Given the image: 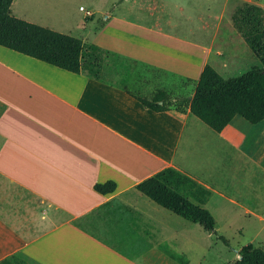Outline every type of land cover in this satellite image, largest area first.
<instances>
[{
	"label": "crops",
	"instance_id": "1",
	"mask_svg": "<svg viewBox=\"0 0 264 264\" xmlns=\"http://www.w3.org/2000/svg\"><path fill=\"white\" fill-rule=\"evenodd\" d=\"M153 1L120 0L99 28L92 21L83 25L86 14L78 7L84 12L79 19L86 38H77L108 52L100 79L0 45V196L9 189L33 203L24 215L0 210V260L20 253L28 264H142L145 252L112 246L73 223L112 202L134 212L133 220L126 214L125 222L117 221L133 243L129 249H168L190 264L191 242L177 215L155 207L134 188L168 166L211 191L205 205L210 212L211 203L219 209L221 202L232 204L264 229V206H245L226 192L241 188L260 200L251 177L264 173V120L252 124L236 115L216 132L189 109L153 111L126 91L150 96L163 89L177 96L190 90V97L204 65L224 51L215 47L214 34L200 39L179 27L196 25V20L220 25L233 0H156L155 8ZM245 1L264 9V0ZM122 7L127 14H119ZM141 7L162 13L169 7L179 16L144 17ZM93 9L98 12L97 5ZM196 10L203 12L197 15ZM11 13L71 33L73 15L62 0H13ZM110 56L172 78L152 81L136 93V84L108 79ZM182 79L188 83L181 85ZM109 180L116 184L112 193L94 190L96 183Z\"/></svg>",
	"mask_w": 264,
	"mask_h": 264
},
{
	"label": "trees",
	"instance_id": "2",
	"mask_svg": "<svg viewBox=\"0 0 264 264\" xmlns=\"http://www.w3.org/2000/svg\"><path fill=\"white\" fill-rule=\"evenodd\" d=\"M13 0H0V45L45 63L92 78L102 76L103 61L108 52L103 48L83 42L80 38L52 30L48 27L20 19L11 13ZM233 28L239 33L249 50L261 63L250 71L224 78L206 63L190 97L172 98L163 89L149 97L129 94L153 111L189 112L216 132L239 115L249 123L264 120V9L252 2H242L231 14ZM94 190L100 194L112 193L114 181L96 183ZM161 208L198 224L207 233L215 231L216 221L206 208L211 191L191 176L172 167H165L134 187ZM104 210L112 220L125 222L126 214L134 212L121 204L107 202ZM98 210H92L74 220V224L87 231L81 221ZM113 221V222H114ZM89 232V231H88ZM92 236H95L92 233ZM224 243L228 241L219 237ZM240 257L231 264H264V246L248 244L241 248ZM0 264H28L20 253L0 260Z\"/></svg>",
	"mask_w": 264,
	"mask_h": 264
},
{
	"label": "rangeland",
	"instance_id": "3",
	"mask_svg": "<svg viewBox=\"0 0 264 264\" xmlns=\"http://www.w3.org/2000/svg\"><path fill=\"white\" fill-rule=\"evenodd\" d=\"M119 1L120 0H62V3L73 15V19L70 22V29H68L71 33L68 34L80 37L81 39L86 38V33H83L79 19L82 17L84 12L78 9L79 6H82L84 9L93 13L92 16L85 15V22L83 25L87 26L88 23L92 21L95 24L97 23L99 28L105 21V18H107L110 14V10H112L113 5ZM242 1L243 0H233L229 4L228 8L223 13V19L220 21V25L204 26L202 21L196 20V25L179 27V30L183 33L192 30L193 35L199 36L200 39L207 37L208 34H214L215 47L221 48L224 52L220 53V57L215 56L212 61L213 65H211L224 78L236 77L250 71L253 67H261L259 60L249 50L239 33L232 27L230 18L231 14L234 12L236 6L240 5ZM152 4V7L155 8L157 7L158 2L154 0ZM42 5L48 7L47 3H42ZM96 5L98 6V12L93 9ZM143 6L149 8L151 3L146 2ZM142 7L141 9H143ZM217 11V9H214V14ZM140 12L144 17L156 16L174 18L179 16L175 10L169 7L165 8V11L163 12L164 14L159 12V10L150 12L143 9ZM194 12L199 15L203 11L196 10ZM119 14H127L126 8H120ZM94 19L97 20L95 21ZM196 19H199V17L196 16ZM94 28L96 29V26H94ZM107 63L109 65L108 79L112 82L120 84H128L129 82L134 83L140 88V90L135 88L136 93H141V89H144L143 85L149 86L152 81L165 83L166 80L168 81L172 78L171 75L166 73L151 71L142 65L128 60H122L118 57L115 58L114 56H110ZM180 83L181 85H186L188 81L182 79L180 80ZM171 94L173 95V93ZM189 94H191V91L187 90V92H183L177 96L173 95V97L178 99L181 97H187ZM249 165L251 164H248V166ZM254 168L257 172H260L256 166H254ZM257 175L258 177H251V179L252 183L255 182L258 186L257 194L260 197L259 201H256L250 192L244 191L241 188H238L237 190H234L231 187H228V189L225 188L228 196H232L234 199L240 200V202H242L241 204L245 206H256L259 209L263 208L264 173ZM246 179H248V177ZM6 198L9 202H6ZM144 199L147 198L144 197ZM153 205L157 207L156 204ZM32 206L33 203L27 200V197H20L19 195L14 197L13 191L9 189L1 191L0 210L2 212L24 215L27 214V211ZM209 206L212 210L211 213L216 220L215 231L213 233H207L200 225L190 223L179 216H175L177 221L181 224L180 226L183 228L184 234L191 242V251L189 247L187 249L189 251L190 264H231L240 257L238 253L242 247L247 246L248 244H252L253 246H264V229L260 231L255 221L252 222L251 220H247L246 216H243L241 212L242 210L238 208V206L222 202L220 209L215 206L214 203H211ZM223 212L226 213V215ZM113 221L114 220L105 214L104 210H98V212H94L89 217L83 219L81 223L87 231L93 233L95 236L112 246H122L130 252H141L140 254L145 252L143 258L141 259L142 264H187V259L183 254H174L172 250H138L135 249L136 245L133 249H129L130 244L133 246V243L125 234V230L120 228L117 222ZM220 236H223L228 241V244L224 243L219 238ZM143 242L140 245H143ZM190 244L185 245V248L188 245L190 246Z\"/></svg>",
	"mask_w": 264,
	"mask_h": 264
},
{
	"label": "built area",
	"instance_id": "4",
	"mask_svg": "<svg viewBox=\"0 0 264 264\" xmlns=\"http://www.w3.org/2000/svg\"><path fill=\"white\" fill-rule=\"evenodd\" d=\"M80 10L84 11L86 16H91L93 13L89 10H85L83 7H80Z\"/></svg>",
	"mask_w": 264,
	"mask_h": 264
}]
</instances>
